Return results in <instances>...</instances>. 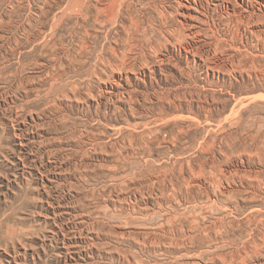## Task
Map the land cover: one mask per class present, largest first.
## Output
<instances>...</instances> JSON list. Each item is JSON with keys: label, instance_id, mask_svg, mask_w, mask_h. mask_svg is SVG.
<instances>
[{"label": "rangeland", "instance_id": "rangeland-1", "mask_svg": "<svg viewBox=\"0 0 264 264\" xmlns=\"http://www.w3.org/2000/svg\"><path fill=\"white\" fill-rule=\"evenodd\" d=\"M0 264H264V0H0Z\"/></svg>", "mask_w": 264, "mask_h": 264}]
</instances>
